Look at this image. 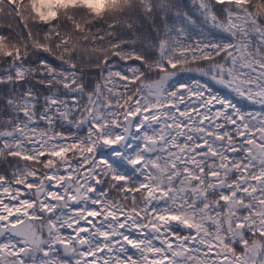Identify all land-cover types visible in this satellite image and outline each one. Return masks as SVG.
Wrapping results in <instances>:
<instances>
[{
	"label": "snow or ice",
	"instance_id": "6c2138e0",
	"mask_svg": "<svg viewBox=\"0 0 264 264\" xmlns=\"http://www.w3.org/2000/svg\"><path fill=\"white\" fill-rule=\"evenodd\" d=\"M0 5V264H264V0Z\"/></svg>",
	"mask_w": 264,
	"mask_h": 264
},
{
	"label": "trees",
	"instance_id": "16d2710c",
	"mask_svg": "<svg viewBox=\"0 0 264 264\" xmlns=\"http://www.w3.org/2000/svg\"><path fill=\"white\" fill-rule=\"evenodd\" d=\"M107 0H33V3H40V4H46V5H52V4H57V5H64V6H69L73 5L76 3H84V4H90L93 6L101 5L106 3ZM18 8L21 7V4L18 2L16 5ZM7 5H0V9H3L4 13L7 12ZM24 10L26 11L27 5L25 4Z\"/></svg>",
	"mask_w": 264,
	"mask_h": 264
}]
</instances>
